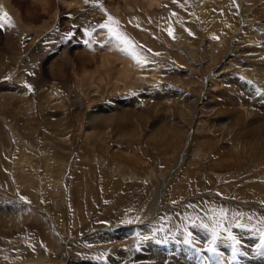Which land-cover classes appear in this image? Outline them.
I'll return each instance as SVG.
<instances>
[{"label": "rangeland", "instance_id": "obj_1", "mask_svg": "<svg viewBox=\"0 0 264 264\" xmlns=\"http://www.w3.org/2000/svg\"><path fill=\"white\" fill-rule=\"evenodd\" d=\"M130 1L134 9L126 6L127 0H84L86 6L69 15L75 7L62 0H0V18L5 12L10 17V23L0 20V264H25L39 258L46 264H105L113 257L120 262L116 264H163L156 256L162 254L158 244H169L165 250L170 247L174 256L175 244L183 241L203 264H211L209 254L222 264L250 263L264 254V198L249 194L246 199H236L251 185L264 187V144H259V135L246 136L254 130L243 124L253 121L252 116L263 122L264 112L258 103L252 104V110L261 112H249L251 117L245 119L246 113L235 112L237 105L232 107L229 97H224L232 95L233 88L227 92L229 88L223 83L214 86V99L211 92L213 97L209 92L207 95L204 83L208 72L224 67L233 58L227 60L233 48L262 65L264 43L257 48L253 40L255 45L250 46L249 34L241 23L242 11L234 0H214L213 6L201 0L205 3L202 13L196 11V0H166L162 7L153 4L148 12L142 8V0ZM253 1L254 20L263 21L264 0ZM118 5L120 16L113 12ZM102 24H110L126 36L130 45L117 41L132 50L133 56L142 57L140 63L148 62L144 65L147 80L141 85L116 88V73L110 74L104 67L103 74H91L101 59L94 36L102 34L101 45H108L110 31ZM215 36L222 39L217 41ZM255 36L258 33L253 31L251 39ZM211 37L216 39L212 43ZM207 44H211L210 52L217 61L210 60L205 69L197 63L208 53L201 50ZM184 46L202 53L192 59ZM261 67L258 75L264 76V64ZM245 68L246 74L254 77L251 67ZM151 69L156 71H152L157 78L154 85L149 82L154 78L148 75ZM87 70L90 72L85 74ZM246 74L230 71L229 78L244 82ZM52 85L60 95L50 100L46 94ZM200 94L209 96L211 105L207 107L217 110V119L226 121L234 115L235 131L229 136L217 128L195 131L194 147L204 149L205 154L180 165L153 212L150 208L155 195L160 196L158 181L169 177L191 143L185 139L187 130H172L164 124L168 126L172 111L179 105L190 111L187 104L191 106V97ZM200 107L199 113L207 115L206 105ZM96 108H104L100 113L106 117L121 116L100 125L89 118ZM144 114H148L147 120H143ZM243 125L245 132L240 129ZM234 141L251 143V147L243 152ZM136 222L140 227L149 226L150 231L120 235L119 230H128ZM223 244L229 246L230 253ZM212 247L215 252L209 250ZM63 258L69 262L63 263ZM170 261L164 264H176Z\"/></svg>", "mask_w": 264, "mask_h": 264}, {"label": "bare ground", "instance_id": "obj_2", "mask_svg": "<svg viewBox=\"0 0 264 264\" xmlns=\"http://www.w3.org/2000/svg\"><path fill=\"white\" fill-rule=\"evenodd\" d=\"M43 1V0H42ZM62 1H64V2H66V3H68V5H69V7L71 6V7H75V8H73L72 9V11L70 12V14L69 15H73L74 14V11H75V9L78 7V8H80V7H84V6H86V5H84V0H62ZM143 2H144V4L142 5L143 7L142 8H144V9H146L147 11L146 12H148V9L149 10H151V8H152V5L154 4V5H156V6H158V7H162L163 6V4H164V1H166V0H142ZM208 2L210 1L211 2V4L212 3H214V0H207ZM235 2H237L238 3V5L240 6L239 8H240V10L242 11V21H241V23H242V25H244L243 26V28H246L244 31L245 32H248V34H249V41H253V42H255L256 43V45H257V48L259 47V46H261L262 44L261 43H264V20L263 21H258V22H255V20H254V13H253V11H254V6L256 5L255 3H253V2H255V1H253V0H234ZM123 2V1H122ZM167 2V1H166ZM203 1H201V0H196V4H195V7H196V11L197 12H200V13H202V12H204L205 10H203L204 8H205V3L203 2ZM225 2V1H224ZM169 3V2H168ZM4 4V3H3ZM203 4V7L201 6ZM261 4V3H260ZM260 4H259V6H260ZM8 5V4H7ZM6 4H5V6H7ZM209 6H211L210 4H208ZM258 5V4H257ZM4 6V7H5ZM42 6V5H41ZM113 6V5H112ZM126 6H128V8L129 9H134L135 8V6L134 5H132V2L130 1V0H127V4H126ZM212 6H213V4H212ZM211 6V7H212ZM215 6V5H214ZM9 7V6H8ZM223 7V6H222ZM209 8V7H208ZM221 8V7H220ZM257 8V7H256ZM8 9V8H7ZM114 9V11L113 12H115L118 16H120L121 15V9H120V7H119V5L117 6V7H115V8H113ZM112 9V10H113ZM127 9V8H126ZM219 9V8H218ZM253 9V10H252ZM260 9H261V7H260ZM10 10V9H9ZM8 10V11H9ZM13 10V9H12ZM12 10H10L11 12H12ZM208 10V9H207ZM263 10H264V8H263ZM215 11H218V10H215ZM222 11V10H221ZM227 11V10H226ZM223 12V11H222ZM57 13V12H56ZM76 13V12H75ZM103 13H105V12H103ZM58 14V13H57ZM222 14V13H221ZM129 16V15H128ZM223 16V15H222ZM122 17V16H121ZM120 18V17H119ZM128 18V17H127ZM227 18V17H226ZM222 19V18H221ZM21 20V19H20ZM64 20V19H63ZM125 20V19H124ZM124 20H122V21H124ZM68 22V19H66L65 21H64V23L66 24ZM125 22H126V20H125ZM225 22V21H224ZM257 23V24H256ZM254 24H256L257 26H256V29L255 28H253V25ZM212 25V24H211ZM248 25H252L251 27H248ZM106 29V28H105ZM108 29V28H107ZM202 29H204V27L202 28ZM253 31L254 32H256V33H258V36H255V39H251V37H252V34H253ZM109 32V31H108ZM130 32H131V30H130ZM133 32V31H132ZM110 33V35H109V37H108V39H107V43H108V45H107V47L105 46H102L101 44H103L102 43V40H101V38L100 37H102V34H100L99 36H94V38H97L95 41V44L97 45V50L99 51V53H98V55H100V57H101V59H100V64H99V66H97V67H95L96 69L95 70H92L93 72L91 73V74H100V73H102L103 71H101L102 69L101 68H103L104 67V70L106 69L107 71H108V73H112V74H115L116 73V75L117 76H115V79H114V81H115V87L116 88H119V86H120V88H121V84H124L125 85V87H128V86H130V87H132V86H136V85H141L144 81H146L147 79H146V77H147V71H145L144 70V68H146V67H144V65L146 64L147 65V63H145V61H144V63L145 64H143V62H136L135 60H134V57L135 56H133L132 55V53H130L129 51H132V50H127V48L124 46V45H122V44H120L117 40L118 39H116L115 37H113V35L111 34V32H109ZM128 33H129V31H128ZM132 34V33H131ZM140 35V34H139ZM144 35V34H143ZM178 35V34H177ZM255 35H257V34H255ZM105 36V35H104ZM107 36V35H106ZM105 36V37H106ZM138 36V35H137ZM137 36H134V37H136L137 38V40L140 38H138ZM248 36V35H247ZM216 37V39H217V41H219V39H222L221 37L219 38L218 36H215ZM226 37V36H225ZM103 38V37H102ZM176 38H177V36H176ZM205 38V37H204ZM212 39H210V42L212 41V40H216V39H214L213 37H211ZM104 39V38H103ZM106 39V38H105ZM134 39V38H133ZM93 40V41H94ZM135 40V39H134ZM145 40V39H144ZM181 40V39H180ZM207 40V39H206ZM136 41V40H135ZM147 41V40H146ZM92 42V41H91ZM104 42H105V40H104ZM139 42H141V41H139ZM150 42V41H149ZM209 42V43H210ZM220 42H221V40H220ZM230 42V41H229ZM252 42V44H250V46L251 45H255L254 43ZM106 43V44H107ZM135 43V42H134ZM212 43V42H211ZM219 43V42H218ZM222 43V42H221ZM89 44V43H88ZM88 44H85L86 45V47H87V45ZM91 44V43H90ZM93 44V43H92ZM140 44V43H139ZM142 44H143V42H142ZM226 44V43H225ZM228 44V43H227ZM230 44V43H229ZM98 45H101V46H98ZM150 45V44H149ZM90 46L91 45H89L88 47H89V49H90ZM93 46H95V45H93ZM127 46V45H126ZM129 46V45H128ZM225 46V45H224ZM87 47V48H88ZM92 47V46H91ZM103 47V48H102ZM183 47V46H182ZM96 48V47H95ZM94 48V49H95ZM108 48V49H107ZM194 48V47H193ZM93 49V50H94ZM107 49V50H106ZM132 49H133V46H132ZM183 49H185V51H186V54H188L189 56H191V58L193 59L194 58V56L195 55H197V53L198 52H200V53H202V51H204L205 49V51H208V53L205 55H202L203 56V58H202V60H201V62H198L197 63V65L199 66L200 65V67L202 68V67H204L205 69H206V67H207V64L209 63V62H211L213 59H214V57L213 56H215V55H213V53L212 52H210V51H212V48H211V44H207V45H203V47H202V51H200L199 49H197V48H194V49H191V48H189V47H185L184 46V48ZM137 50H138V48H137ZM139 50H141V49H139ZM218 50V49H217ZM92 51V50H91ZM96 51V50H95ZM231 51L233 52V53H231V55L229 56V57H227V60L230 58V57H233V58H231V60H228V62H226V64H225V62H224V64L226 65H224V67H221V68H213V70L211 71V72H208L207 73V77H206V79H205V82L204 83H206L205 84V90H206V92H207V95H209L208 94V92L210 93H212V92H214V90H216V88L214 89V86H219V85H221V83H223V86L225 87V85L229 88V89H227V92H228V90L230 91L231 90V88H233V90H232V95H225L224 97H229V99H228V102L232 105V107L233 106H235V105H237L236 107V109H237V111L235 110V112H237V113H241V111H243L244 113H246L245 114V119H249V117H251V115L252 114H250L249 112H255V114L256 113H259V112H264V76H261V75H258V74H260L262 71H263V68L261 67V66H263V64H264V60L262 61V65H260L258 62H256L255 61V59H248V57H246V58H244V56L241 54V53H239L238 52V50L237 49H235V48H233V49H231ZM64 52H66V51H64ZM68 52V51H67ZM133 52H136V55H137V51L135 50L134 51V49H133ZM140 52V51H139ZM229 52V51H228ZM227 52V53H228ZM146 53V52H145ZM195 53V54H194ZM204 53V52H203ZM263 53V52H262ZM83 54V53H82ZM87 54V53H86ZM96 54V53H95ZM85 55V54H84ZM88 55V54H87ZM89 55H92V56H94V54H92V52L89 54ZM91 56V57H92ZM146 56V55H145ZM259 56V55H258ZM149 57H151V56H149ZM148 57V55H147V58H149ZM217 57V56H216ZM264 57V56H263ZM142 58V57H141ZM251 58V57H250ZM156 59V58H155ZM155 59H151V60H155ZM195 59V58H194ZM197 59V58H196ZM211 60V61H210ZM215 61H217L216 60V58L214 59ZM213 60V61H214ZM119 62V65L116 67V66H114L115 65V63L116 62ZM150 62V61H149ZM235 62V63H234ZM99 63V62H98ZM196 63V62H195ZM69 64V63H68ZM164 64V63H163ZM221 64V63H220ZM149 65V64H148ZM159 65V64H158ZM219 65V64H218ZM217 65V66H218ZM247 65H249L250 67H251V70L253 71L252 73L253 74H255L254 75V77L253 76H249L248 74H246V68L245 67H249V66H247ZM252 65V66H251ZM150 66V65H149ZM220 66V65H219ZM147 70V69H146ZM21 71V70H20ZM152 71H154V70H149V74L148 75H150V76H152V77H154V78H151L150 80H149V82H150V84L151 85H154L155 84V82H157V78L155 77V74L152 72ZM230 71H234V72H237L238 74H240V75H244V74H246V76H245V79H244V82L242 81V82H239V80L238 79H231V78H229V72ZM88 72H90L89 70H87L86 72H85V74H87ZM154 72H156V71H154ZM215 72V73H214ZM244 73V74H243ZM257 73V74H256ZM103 74V73H102ZM106 73H104V77H106L107 75H105ZM146 74V75H145ZM232 74V73H231ZM91 76V75H90ZM113 76V75H112ZM182 76V75H181ZM101 77V76H100ZM230 77H233V76H231L230 75ZM109 78V77H108ZM21 79V78H20ZM92 79H93V77H92ZM96 79V78H95ZM105 79V78H104ZM177 79V78H176ZM252 79V80H251ZM22 80V79H21ZM98 80H99V78H98ZM101 80V79H100ZM233 80V81H232ZM238 80V81H237ZM97 81V80H96ZM101 81H103V80H101ZM113 81V82H114ZM179 81V80H178ZM241 81V80H240ZM112 83V82H111ZM113 84V83H112ZM177 84V83H176ZM53 86V85H52ZM235 86V87H234ZM177 87V86H176ZM201 87H202V85H201ZM226 87V88H227ZM151 88V87H150ZM150 88H149V90H150ZM172 88V87H171ZM203 89H204V87H202ZM50 90L47 92V94H46V97L48 98V99H52V98H55V97H57L58 95H60L59 93V90H58V88L57 87H55V86H53L52 88L50 87L49 88ZM125 89V88H124ZM148 89V88H147ZM201 89V88H200ZM221 89V88H220ZM224 89V88H223ZM182 90V89H181ZM244 90L245 91H248V95L249 96H247L246 95V93L244 92ZM145 91V90H144ZM172 91V90H171ZM174 91V90H173ZM177 91V90H176ZM179 91V90H178ZM186 91V90H185ZM256 91H258L259 92V94L260 95H258L257 93H255ZM166 92V91H165ZM169 92V91H168ZM168 92H167V95H168ZM175 92V91H174ZM173 92V93H174ZM182 92V91H181ZM187 92V91H186ZM146 93V92H145ZM184 93V92H183ZM211 93H210V95H211ZM221 93V92H220ZM219 93V94H220ZM83 94V93H82ZM172 94V93H171ZM170 94V95H171ZM182 94V93H181ZM199 94V93H198ZM203 94H204V92H203ZM216 94H217V92H216ZM227 94V93H226ZM174 95V94H173ZM186 95H188V94H186ZM191 95H192V93H191ZM207 95H193L194 97H191V106L189 105V104H187L188 106L187 107H189L190 108V111L189 110H187L186 108H185V105H184V107H182V106H180L179 105V103H178V108L177 109H175V111H172L171 113V116L169 117V119H168V126H166L165 124V120H164V126H165V128L167 127V128H169V129H172V130H179L180 132H185L186 130H187V132H188V134H185V139L186 140H188V141H191V143H190V145H187V149H186V151L183 153V156H181L180 157V159L178 160V162L176 161V166H175V168H174V171H172L170 174H169V177L167 178V179H165L162 183H160V181H158L159 182V184H161V185H159V187H163V188H157V190L159 189V191H158V194L160 195L159 197L158 196H156L155 195V199L153 200V205H152V207L150 208V210H152L153 212H155L156 210H158V207H159V205L161 204V201L163 200L162 198L163 197H161V196H163L164 195V193H165V190L167 189V186H169L170 185V183H172V181H173V179H174V177H175V172L179 169V168H181L180 167V165L181 164H183L185 161H187L186 159H188V160H196L197 158H201V156L202 155H204L205 154V151H204V149H201V148H197V147H194V145H195V143H197V142H194L193 141V139H195L194 138V132L195 131H197V130H202V132H204V131H206V129H211V128H214V129H218V130H220V131H218V132H220V134L221 133H226V135H228L229 136V134L230 133H233L234 131H235V127H233V120H234V115L233 116H229V117H227V119H226V121L224 120L223 121V119H217L216 117H217V110L215 111V109H213V108H210V106L209 107H207V105H209L210 103V99H209V96H207ZM212 95H213V93H212ZM211 95V97H213L214 96V99H215V97H216V95H213L212 96ZM224 95V94H223ZM251 95V96H250ZM89 96H91V95H89ZM26 97V96H25ZM171 97V96H170ZM170 97H169V99H170ZM181 97V96H180ZM179 97V98H180ZM189 97V96H188ZM90 98V97H89ZM160 98V97H159ZM168 98V97H167ZM176 98V97H175ZM194 98V99H193ZM260 98H261V100H260ZM79 99H81V98H79ZM78 99V100H79ZM84 99V98H83ZM162 99V98H161ZM160 99V100H161ZM177 99H178V97H177ZM193 99V100H192ZM208 99H209V101H208ZM245 99V100H244ZM93 100V99H92ZM166 100V99H165ZM165 100L163 101V102H165ZM171 100H173L172 98H171ZM176 100V99H175ZM179 100V99H178ZM181 100H184V99H181ZM185 100H186V97H185ZM208 101L207 103H203L204 101ZM227 100V99H226ZM246 100H247V106L245 105V102H246ZM62 101V100H61ZM187 101V100H186ZM189 101V100H188ZM52 102V101H51ZM171 102H173V101H171ZM176 102H178V101H176ZM176 102L175 103H173V104H176ZM185 102V101H184ZM184 102L182 101V103L184 104ZM223 102V101H222ZM221 102V103H222ZM62 103V102H61ZM162 103V102H161ZM160 103V104H161ZM168 103H169V101H168ZM181 103V104H182ZM203 103V104H202ZM258 103V107H260V110L261 111H259L258 110V108H257V110H256V108H255V110H252L251 108H250V105H254L255 106V104H257ZM30 104V103H29ZM28 104V105H29ZM47 104V103H46ZM63 104V103H62ZM65 104V103H64ZM63 104V105H64ZM157 104V103H156ZM172 103H170L169 105H171ZM186 104V103H185ZM82 105H83V103H82ZM165 105H167V103H165ZM202 105H206V109H207V115L205 114V116L204 115H201L200 113H199V109L201 108L200 106H202ZM211 105V104H210ZM253 105H252V107H253ZM23 106V105H22ZM34 106H35V104H34ZM72 106V105H71ZM159 106V105H158ZM176 107H177V105H175ZM155 107H157V105L155 106ZM218 107V106H217ZM226 107V106H225ZM25 108V107H24ZM30 108V107H29ZM35 108V107H34ZM174 108V107H173ZM204 108V107H203ZM102 109H104V108H102ZM102 109H93V110H91V113H90V115H89V118L91 119V121L92 122H98V123H101L100 125H103V124H105V123H109L110 121H113L114 119H117V117L119 116H121V114H117L115 117H113V118H111V117H106V115L105 114H103V113H100L101 112V110ZM118 109V108H117ZM128 109V108H127ZM130 109V108H129ZM132 109V108H131ZM162 109V108H161ZM160 109V110H161ZM27 110V109H26ZM30 110V109H29ZM165 110V109H164ZM204 109H202V111H203ZM168 111V109L166 110V112ZM170 111V110H169ZM232 111V110H231ZM79 112V111H78ZM158 112V111H157ZM164 112V111H163ZM165 112V113H166ZM113 113V112H112ZM128 113V112H127ZM130 113V112H129ZM134 113V112H133ZM141 113V112H140ZM169 113V112H168ZM160 114V113H159ZM163 114V113H162ZM204 114V113H203ZM233 114V113H232ZM242 114V113H241ZM63 115V114H62ZM156 115V114H155ZM161 115V114H160ZM169 115H170V113H169ZM257 115V114H256ZM84 116V115H83ZM124 117H125V115H123ZM122 116V117H123ZM141 116H145L144 118H143V120H147V116H148V114L146 115V114H144V115H141ZM212 116H214L215 118L214 119H211V117ZM67 117V116H66ZM252 117H254L255 118V116H252ZM137 118H139V117H137ZM160 118H161V116H160ZM165 118V117H164ZM254 118H250V119H252L253 121H249V122H247V121H244L245 123H243L245 126H247L246 128L248 129V128H250V126H253V128H250L251 129V131L253 132V130H254V132L253 133H247V135L246 136H257V135H259V137H260V139H262L261 141H259V144H264V121L262 122L261 120H255ZM63 118H60V120H62ZM159 119V118H158ZM158 119H157V121H158ZM67 120V119H66ZM134 120V119H133ZM167 120V119H166ZM116 121V120H115ZM138 121V120H137ZM235 121V120H234ZM66 121H64V119H63V123H65ZM118 122V121H117ZM121 122V121H120ZM134 122V121H133ZM138 122H140V121H138ZM119 123V122H118ZM143 123V122H142ZM69 124V123H68ZM111 124V123H110ZM155 124V123H154ZM64 125V124H63ZM119 125V124H118ZM121 125V124H120ZM133 125V124H132ZM147 125V124H146ZM159 125V124H158ZM162 125H163V123H162ZM183 127H182V126ZM204 125H207V126H204ZM239 125H241V124H239ZM244 125H243V127H241L240 129H245V127H244ZM128 126V125H127ZM139 126V125H138ZM137 126V127H138ZM141 126H142V124H141ZM93 127V126H92ZM134 127V126H133ZM160 127V126H159ZM159 127H157V128H159ZM163 127V126H162ZM140 128V127H139ZM142 128H143V126H142ZM157 128H156V130H157ZM165 128H163V129H165ZM182 128V129H181ZM236 128H239V127H236ZM63 129V128H62ZM162 129V130H163ZM244 129H243V131H244ZM253 129V130H252ZM258 129V131L256 132V130ZM130 130V129H129ZM128 130V131H129ZM133 130V129H132ZM140 130V129H139ZM142 130V129H141ZM155 130V131H156ZM212 130V129H211ZM211 130H209V131H211ZM124 131V130H123ZM159 131V130H158ZM158 131H157V133H158ZM208 131V132H209ZM67 132V131H66ZM133 132V131H132ZM140 132V131H139ZM169 132H172V131H169ZM175 132V131H174ZM198 132V131H197ZM207 132V131H206ZM216 132V131H215ZM245 132V131H244ZM156 133V134H157ZM164 133V132H163ZM211 133V132H210ZM209 133V134H210ZM241 133V132H240ZM256 133V134H255ZM112 134V133H111ZM116 134V133H115ZM143 134V133H142ZM159 135H160V133H158ZM251 134V135H250ZM120 135V134H119ZM129 135V134H128ZM133 135V134H132ZM154 135V134H153ZM159 135H158V137H159ZM166 135V134H165ZM177 135V134H176ZM237 135V134H236ZM244 135V136H245ZM121 136V135H120ZM182 136V135H181ZM202 136V135H201ZM223 136V135H222ZM231 136V135H230ZM136 137V136H135ZM157 136L155 135V138H156ZM164 137V136H163ZM180 137V136H179ZM212 137V136H211ZM224 137V136H223ZM258 136H257V138H259ZM154 138V139H155ZM160 138V137H159ZM176 138V137H175ZM174 138V139H175ZM183 138V137H182ZM213 138V137H212ZM227 138V136L225 137V139ZM252 138V137H251ZM59 139V138H58ZM103 139V138H102ZM132 139V138H131ZM162 139V138H161ZM180 139V138H179ZM184 139V140H185ZM203 139V138H202ZM241 139V138H240ZM239 139V140H240ZM243 139V138H242ZM256 139V138H255ZM163 140V139H162ZM176 140V139H175ZM171 141V140H170ZM187 141V143H189ZM224 141V140H223ZM229 141V140H228ZM244 141H247L248 142V140H245L244 139ZM243 141V143L241 144L240 142H235L236 144H233V145H240L239 146V148H238V150L240 149V147H241V151H243V152H245V151H247L246 149H248L249 147H251V146H249V145H251V143H246L245 144V142ZM257 141V142H258ZM249 142H250V140H249ZM159 143V142H158ZM183 143V142H182ZM232 143H233V137H232ZM176 144H177V142H176ZM252 144H254V143H252ZM197 145V144H196ZM236 147H238V146H236ZM255 147V146H254ZM184 148V147H183ZM186 148V147H185ZM184 148V149H185ZM223 149L225 148L224 146L222 147ZM218 149V148H217ZM237 149V148H236ZM251 149V148H250ZM263 149V148H262ZM229 150V149H228ZM261 150V149H260ZM227 151V150H226ZM136 153V152H135ZM207 153V152H206ZM261 153V152H260ZM263 155V152L259 155L260 157ZM264 156V155H263ZM215 157V156H214ZM259 157V158H260ZM216 158V157H215ZM238 159V158H237ZM262 160V159H261ZM257 162V161H256ZM187 167L185 166V169H186ZM184 169V170H185ZM182 170V169H181ZM188 170V169H187ZM180 172V171H179ZM182 172V171H181ZM180 172V173H181ZM184 172V171H183ZM188 172V171H187ZM187 172H186V174H187ZM177 174H178V172H177ZM176 174V175H177ZM184 175V174H183ZM177 177H178V175H177ZM176 177V178H177ZM172 180V181H171ZM254 184V183H253ZM263 185V184H262ZM261 185V186H262ZM261 186H258V185H255V186H252L251 185V187H249V188H246L245 190H243L242 192H240L239 193V195H236V199L237 198H240V199H242V197H245V199H246V197L248 198V196H249V194L251 195V194H253V196H256V195H258V196H261V198H264V187H261ZM174 188V187H173ZM176 192V191H175ZM178 192V191H177ZM252 197V196H251ZM251 197H249V198H251ZM257 197V196H256ZM254 198V197H253ZM239 199V200H240ZM165 203V202H164ZM246 206V205H245ZM251 206V205H250ZM254 206H257L258 207V204H256L255 203V205ZM12 207V206H11ZM10 207V208H11ZM149 208V207H148ZM248 208V207H247ZM251 208V207H250ZM249 209V208H248ZM147 210V209H146ZM151 211V212H152ZM15 212V211H14ZM158 212V211H157ZM11 213H12V211H11ZM33 213V212H32ZM150 213V212H149ZM15 215L17 214L18 215V213L17 212H15L14 213ZM27 215V214H26ZM38 215V214H37ZM140 215V214H139ZM151 215V214H150ZM153 215V214H152ZM19 216H20V214H19ZM24 216V215H23ZM35 216V215H34ZM147 217V216H146ZM153 217V216H152ZM21 218V217H20ZM32 218H34V217H32ZM139 218V217H138ZM150 218V217H149ZM1 219V218H0ZM18 219V218H17ZM145 220V219H144ZM150 221V220H149ZM12 222V221H11ZM35 222V221H34ZM140 222V221H139ZM138 222H136V223H133L131 226H132V228L130 227L128 230H126V229H124V230H119V232H120V235H123L124 233H126V234H128V235H132V234H136V232L138 233V231H142V232H148V230L150 229L149 228V226H139V225H136ZM144 223H146V222H142L141 224H144ZM138 224H140V223H138ZM17 225V224H16ZM145 225V224H144ZM14 226V225H13ZM39 226V225H38ZM194 226V225H193ZM152 228V227H151ZM238 229V228H237ZM106 230V229H105ZM184 230V229H183ZM150 231V230H149ZM258 231V230H257ZM57 234V233H56ZM212 235V234H211ZM136 236V235H135ZM88 237V236H87ZM249 237V236H248ZM51 238V237H50ZM118 238V237H117ZM160 238V237H159ZM252 238H254L253 236H251L249 239H252ZM116 239V238H115ZM227 239V238H226ZM246 240H247V238H245ZM175 240V239H174ZM253 240V239H252ZM149 242H150V240H148ZM154 241V240H153ZM182 241H183V239H182ZM256 241V240H255ZM254 240H253V242H255ZM157 242V241H156ZM168 242V241H167ZM178 242V241H177ZM176 242V243H177ZM248 242V241H247ZM144 243V242H143ZM157 243H159V242H157ZM182 243V242H181ZM187 243V242H186ZM148 244V243H147ZM178 244V243H177ZM156 245V244H155ZM159 245V247L158 248H160L161 250H162V254H161V252H160V254H158L157 253V257L159 258V260L161 259V262H163V264H164V261H168V260H171L170 262H176V264L177 263H179L180 264V262L181 261H184L186 264H203V262H202V260L201 259H199V258H197V257H199V256H197L196 257V259H195V252L193 251V250H191V247H189V246H187V244H186V246L184 245V241H183V244H181V245H176L175 244V247L173 248L174 249V251H175V257L174 256H172L171 255V249H170V247H169V249H167V251L165 250L166 249V246H168L169 244H167L166 242L165 243H163V245H164V247H161V245L160 244H158ZM224 245V246H223ZM222 245V248H224L226 251H228L229 253H230V251H229V249L227 250V247H229L227 244H223ZM249 245V244H248ZM258 245V244H257ZM173 246V245H172ZM143 247V246H142ZM193 247V246H192ZM106 248V247H105ZM243 248V247H242ZM261 248V247H260ZM131 249L132 248H130V252H131ZM193 249V248H192ZM155 250H156V248H155ZM160 250V251H161ZM57 251H59V250H57ZM143 251V250H142ZM152 251H154V249H152ZM166 251V252H165ZM106 252V251H105ZM125 252V251H124ZM124 252H123V254H124ZM127 252V251H126ZM125 252V253H126ZM262 252H263V247H262V250L259 252V253H261L262 254ZM122 253V252H121ZM145 253V252H144ZM140 254V253H139ZM223 254V253H222ZM130 255H131V253H130ZM135 255V254H134ZM136 255H137V253H136ZM135 255V256H136ZM152 255V254H151ZM258 255V254H257ZM264 254H262V256L261 257H259L260 258V260H258V261H254V262H250V263H248V261L246 262V263H244V264H263L264 263V256H263ZM65 256H66V254H65ZM81 256V255H80ZM126 256H127V254H126ZM126 256H124V257H126ZM146 256V255H145ZM205 256V255H204ZM149 257V256H148ZM151 258V260L154 258L153 256H150ZM153 257V258H152ZM208 257H209V259H208V261L210 260L211 262V264H222L221 263V261L219 262V260L220 259H213L214 258V256H211L210 254L208 255ZM230 257H231V255H230ZM233 257V256H232ZM244 257V256H243ZM256 257V256H255ZM246 258V257H245ZM127 259V258H126ZM142 258H140V260H141ZM174 261H173V260ZM204 259H206V258H204ZM228 259H230V258H228ZM253 259V258H252ZM256 259V258H255ZM68 260V258H63V263H67V262H69V261H67ZM79 260V259H78ZM113 260H115L114 259V257L113 258H107V261L106 262H104L105 264H116V262L115 261H113ZM128 260H129V258H128ZM181 260V261H180ZM224 260V259H223ZM245 260V259H244ZM251 260V259H250ZM61 261V260H60ZM145 261V260H144ZM148 261V260H147ZM46 261H44L43 259H32V260H27V262L25 263V264H46L45 263ZM129 262V261H128ZM150 263H151V261H149ZM20 263V262H19ZM117 263H120V262H117ZM130 263V262H129ZM131 263H132V261H131ZM184 263V264H185ZM206 263V262H205ZM232 263V262H231ZM18 264V263H17ZM21 264V263H20ZM47 264H48V262H47ZM50 264V263H49ZM122 264V263H121ZM147 264V263H146ZM173 264H175V263H173ZM183 264V263H182ZM225 264V263H224ZM233 264V263H232Z\"/></svg>", "mask_w": 264, "mask_h": 264}, {"label": "snow or ice", "instance_id": "obj_3", "mask_svg": "<svg viewBox=\"0 0 264 264\" xmlns=\"http://www.w3.org/2000/svg\"><path fill=\"white\" fill-rule=\"evenodd\" d=\"M86 2H87V0H86ZM112 19L113 18L111 16H109V20L112 21ZM0 20H2L3 22H9L10 23V17H8V14L6 12L3 14V17L0 18ZM101 27L102 28H108L109 31L112 33V35L116 37V39L120 40L122 43L130 45V41L128 40V38L126 36H124L123 34L119 33L116 29L112 28L110 26V24H102ZM171 34L172 33L170 32V35ZM135 58L137 59L138 62L141 61V58L139 56H136ZM233 239H235V238L233 237ZM211 243L213 245L215 244V236L213 237V240L211 241ZM237 243H238V241H237ZM209 250L213 251V252L216 251L215 247H212Z\"/></svg>", "mask_w": 264, "mask_h": 264}]
</instances>
